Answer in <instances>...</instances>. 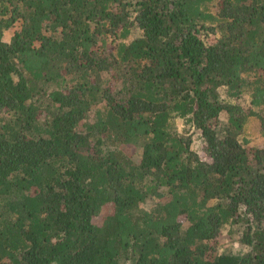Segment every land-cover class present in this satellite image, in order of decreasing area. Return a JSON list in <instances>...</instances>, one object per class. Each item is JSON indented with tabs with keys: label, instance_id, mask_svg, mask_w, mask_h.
I'll return each mask as SVG.
<instances>
[{
	"label": "trees",
	"instance_id": "16d2710c",
	"mask_svg": "<svg viewBox=\"0 0 264 264\" xmlns=\"http://www.w3.org/2000/svg\"><path fill=\"white\" fill-rule=\"evenodd\" d=\"M251 117L264 0H0V264H264Z\"/></svg>",
	"mask_w": 264,
	"mask_h": 264
},
{
	"label": "rangeland",
	"instance_id": "374dc122",
	"mask_svg": "<svg viewBox=\"0 0 264 264\" xmlns=\"http://www.w3.org/2000/svg\"><path fill=\"white\" fill-rule=\"evenodd\" d=\"M18 25L14 28L4 31L3 33V40L5 42H9L10 38L13 35V32L17 29ZM139 35V32L134 30L131 37H135ZM244 101H248V96H245ZM176 127L180 133L183 135L188 136L191 139V146L192 148L199 154V156L204 161H209V158L205 155L202 149V141L200 140L198 134L193 131L188 125L184 123L183 120L177 119L175 121ZM244 136L249 141V146L254 148H264V135L260 130L259 121L255 117H251L248 119L247 124L244 128ZM134 152L135 159L139 160L141 155V149L138 145L133 147H129L128 153L132 154ZM113 207L112 205H107L103 208L102 212L98 217V222H101L105 217L112 215ZM233 239H229L228 236H224L221 240V245L218 248V254L229 253L232 255H236L240 252L245 253L246 248L239 245L237 242L232 241Z\"/></svg>",
	"mask_w": 264,
	"mask_h": 264
}]
</instances>
